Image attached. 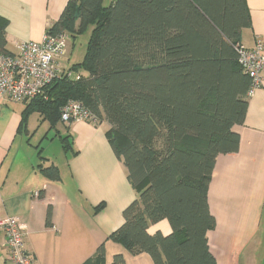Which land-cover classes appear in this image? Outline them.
<instances>
[{
	"label": "trees",
	"instance_id": "trees-1",
	"mask_svg": "<svg viewBox=\"0 0 264 264\" xmlns=\"http://www.w3.org/2000/svg\"><path fill=\"white\" fill-rule=\"evenodd\" d=\"M7 24L0 16L2 55H11ZM250 25L246 0H68L46 29L72 40L89 31L85 53L67 68L71 76L25 101L19 130L34 112L54 127L69 100L109 125L106 138L137 197L108 239L131 254L147 253L154 264H217L208 187L217 156L239 147L234 127L244 122L251 80L235 45ZM40 170L59 179L53 164ZM162 220L171 232L150 234ZM104 255L102 243L82 264H105ZM110 264H126L124 256Z\"/></svg>",
	"mask_w": 264,
	"mask_h": 264
},
{
	"label": "crops",
	"instance_id": "crops-1",
	"mask_svg": "<svg viewBox=\"0 0 264 264\" xmlns=\"http://www.w3.org/2000/svg\"><path fill=\"white\" fill-rule=\"evenodd\" d=\"M67 1L0 0V16L8 22L9 52H16L19 41H39ZM246 3L251 25L241 31L240 44L253 47L260 41L264 45V0ZM72 50L59 60L65 69L78 63L70 61ZM262 76L261 85L247 97L244 122L234 127L238 150L217 156L208 187V207L216 225L207 232V239L217 264H264V71ZM26 103L0 94V220L19 219L25 250L34 263L82 264L103 243L105 264L115 254H122L126 264H154L147 253L133 255L108 239L123 223L122 211L137 197L125 166L106 138L109 125L59 120L53 127L34 112L46 129L43 138L52 130L51 140L60 143L56 163L46 150L37 154L24 150L19 137L29 133L30 119L21 131L19 126ZM61 137H66L67 148ZM51 164L59 170L57 180L40 170ZM158 231L171 232L166 220L148 228L150 234ZM0 264H11L1 227Z\"/></svg>",
	"mask_w": 264,
	"mask_h": 264
},
{
	"label": "built area",
	"instance_id": "built-area-1",
	"mask_svg": "<svg viewBox=\"0 0 264 264\" xmlns=\"http://www.w3.org/2000/svg\"><path fill=\"white\" fill-rule=\"evenodd\" d=\"M70 37L66 32L48 33L45 31L39 41L22 40L16 43V52L0 54V94L14 102H25L40 96L45 87L61 76H71L72 72L60 65ZM238 62L248 74L251 85L250 96L263 80L264 45L257 41L253 47L240 43L235 45ZM79 76L76 75L75 78ZM63 122L87 121L94 125L98 119L80 100H69L60 110ZM38 192H34L37 196ZM11 264H35L25 250L24 227L15 216L0 220Z\"/></svg>",
	"mask_w": 264,
	"mask_h": 264
},
{
	"label": "rangeland",
	"instance_id": "rangeland-1",
	"mask_svg": "<svg viewBox=\"0 0 264 264\" xmlns=\"http://www.w3.org/2000/svg\"><path fill=\"white\" fill-rule=\"evenodd\" d=\"M108 2L109 0H104L105 4H108ZM88 37L89 31H86L77 35L73 40L70 38L68 46L66 48V52H68V54V49L70 47L73 48L70 61L79 63L82 60L85 53ZM66 60L67 59L65 58V61ZM38 117L39 116L36 113L29 115L28 119H30V131L28 134L22 133L19 137L23 141V148L26 152L31 154H37V152L41 149L42 151L46 150V153L49 154L56 163H59L61 155L60 143L58 142V140H51L52 136L54 135V131L52 130L48 132L47 138H43L44 134L46 133V129L42 127L41 120ZM33 128L35 129V132L32 131Z\"/></svg>",
	"mask_w": 264,
	"mask_h": 264
}]
</instances>
